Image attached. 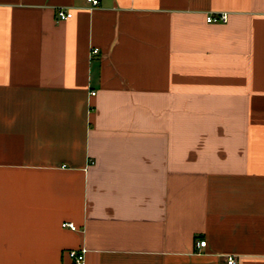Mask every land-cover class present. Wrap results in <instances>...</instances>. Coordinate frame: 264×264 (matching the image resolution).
Returning a JSON list of instances; mask_svg holds the SVG:
<instances>
[{"label": "crops", "instance_id": "0c3cea01", "mask_svg": "<svg viewBox=\"0 0 264 264\" xmlns=\"http://www.w3.org/2000/svg\"><path fill=\"white\" fill-rule=\"evenodd\" d=\"M80 248L264 264V0H0V264Z\"/></svg>", "mask_w": 264, "mask_h": 264}, {"label": "built area", "instance_id": "2783aa9c", "mask_svg": "<svg viewBox=\"0 0 264 264\" xmlns=\"http://www.w3.org/2000/svg\"><path fill=\"white\" fill-rule=\"evenodd\" d=\"M87 3V6L89 8L95 7L99 4L100 0H85ZM73 16L72 11L69 7L66 6H59L56 8V19L57 20H64L69 17ZM226 12H216V13H209L206 15V20L208 22H219V21H225L226 20ZM93 52H97V48L92 49ZM94 91H91V94H94ZM61 226L68 227L71 229H75V224L71 221H62ZM199 245H205V240H199ZM84 249L80 248L78 250L70 249L67 251V254H69V257L71 258L73 264H82L83 258H84ZM228 263L233 262V258H229L227 260Z\"/></svg>", "mask_w": 264, "mask_h": 264}]
</instances>
